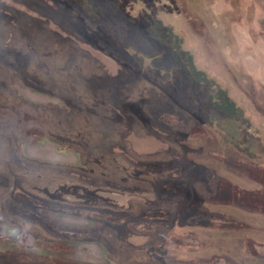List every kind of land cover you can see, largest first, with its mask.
<instances>
[{
    "label": "rangeland",
    "instance_id": "obj_1",
    "mask_svg": "<svg viewBox=\"0 0 264 264\" xmlns=\"http://www.w3.org/2000/svg\"><path fill=\"white\" fill-rule=\"evenodd\" d=\"M91 2L0 0V264H264V0Z\"/></svg>",
    "mask_w": 264,
    "mask_h": 264
},
{
    "label": "trees",
    "instance_id": "obj_2",
    "mask_svg": "<svg viewBox=\"0 0 264 264\" xmlns=\"http://www.w3.org/2000/svg\"><path fill=\"white\" fill-rule=\"evenodd\" d=\"M77 8L82 10L86 16L91 18L98 26L110 32L111 25L109 21L112 19L108 14L104 13L101 7L91 0H69ZM153 40L159 44L169 42L172 50V61L175 67L179 68L184 81L193 85L204 97L203 105L218 115L221 119L238 124L241 130V142L248 141L247 131L250 129V122L244 117V113L227 95L226 91L220 87L214 80L209 79L207 75L196 67L193 55L181 48V42L170 28L163 25H156L149 30ZM244 126V127H243ZM228 140L239 148L241 142L238 137L231 135L227 131ZM234 136V137H233ZM238 138V139H237Z\"/></svg>",
    "mask_w": 264,
    "mask_h": 264
},
{
    "label": "flooded vegetation",
    "instance_id": "obj_3",
    "mask_svg": "<svg viewBox=\"0 0 264 264\" xmlns=\"http://www.w3.org/2000/svg\"><path fill=\"white\" fill-rule=\"evenodd\" d=\"M15 168L18 170H24V169H21L20 167H18V165H16ZM16 231L22 233V228H20V229L17 228ZM21 236L23 238V235H21ZM17 238L20 239L19 237H17ZM17 245H18V243H17Z\"/></svg>",
    "mask_w": 264,
    "mask_h": 264
}]
</instances>
